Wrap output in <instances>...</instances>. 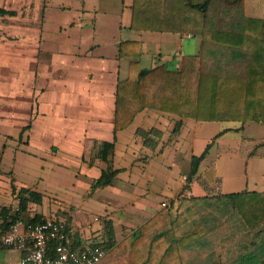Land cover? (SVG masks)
<instances>
[{"label":"crops","instance_id":"obj_1","mask_svg":"<svg viewBox=\"0 0 264 264\" xmlns=\"http://www.w3.org/2000/svg\"><path fill=\"white\" fill-rule=\"evenodd\" d=\"M53 1L0 0V8L14 11L13 14L0 13V122L7 120L9 124L17 126L16 147L24 149L23 146H28L34 152L40 150L52 155L59 153L61 158L67 160L72 158L79 164L84 175L89 177L86 185L90 189L92 181L107 164L118 169L112 183L106 185L109 193L103 196L108 204L117 208H110L104 215L94 214L100 217V221L93 222V228L86 231L90 232L89 236L84 233L82 239L86 243L103 239L104 219L112 221L115 238L121 239L160 209L164 197L172 199L178 193L203 195L207 193L206 188L213 185L212 188L217 190L215 192L223 193L264 191V171H258L259 167L264 170V152L256 151L258 145L264 146V138L245 156L244 171L236 174V180L227 181L224 162L220 176L210 175L208 170L214 167L215 161L212 159L205 164L204 159L192 176L189 187H183L181 174L189 171L191 156L195 154L190 141L187 155L189 165L187 168L181 167L179 159L183 158L180 157V138L184 118H181L179 133L173 134L174 123L179 117L153 109L139 111L129 125L117 132L108 161L95 158L93 148L96 143L112 137L114 86L116 80L125 77L127 73L128 58L118 55V41L125 38L140 40L143 50L139 57L140 64L149 67L165 60L172 62L176 56L178 64L182 54L198 51L200 36L191 33L138 31L140 34L129 37L120 35L112 42L115 50L107 48L105 52L104 44L97 41L95 44L93 39L98 35L96 24L89 30L78 28L84 23L81 17L85 14L83 10L87 9L85 0L77 19L55 24L54 28L53 21L46 19L47 6L55 7L59 4ZM110 3L111 0H93L90 6L93 10L104 12ZM130 3L131 0L128 3L116 0L114 4L121 11L128 8V20L126 24L120 25L128 29H131L128 27ZM245 5L248 12L264 16V0H245ZM64 24L69 28L75 27L72 33H76L68 49L64 48V40L56 38ZM47 29H50L51 37ZM96 49L99 50L95 52ZM237 126L221 128L227 130L218 135L212 145L232 130L243 131L244 125L239 130L235 129ZM2 135H5V140L16 138L6 132ZM49 148L56 152H50ZM250 158L262 162L259 167H253L255 176L249 180L247 171ZM174 167H177L180 176L176 182L171 172ZM12 185L16 188L27 186L16 181L10 172H0V196L3 193L15 194ZM41 193L43 197L44 193ZM135 202H138V208L134 207ZM61 211L62 215L54 214L70 222H84L94 216L79 219ZM117 211L120 212L118 216ZM123 211L143 220L135 226H130L132 219L130 224H125L122 219L128 214ZM35 213L39 212L29 215L27 208L22 215L32 216ZM4 251L0 252V264H18L16 251Z\"/></svg>","mask_w":264,"mask_h":264},{"label":"trees","instance_id":"obj_2","mask_svg":"<svg viewBox=\"0 0 264 264\" xmlns=\"http://www.w3.org/2000/svg\"><path fill=\"white\" fill-rule=\"evenodd\" d=\"M129 8V28L196 34L200 45L196 53L182 54L177 65L165 60L143 67L141 41H118V55L128 58L127 73L114 86L112 137L96 143L95 158L108 161L117 132L143 109L179 117L173 134L186 117L236 122L238 130L248 121L264 122V16L248 12L245 0H131ZM3 12L14 13L0 8ZM226 130L191 156L183 187H189L213 140ZM117 172L107 164L91 188L110 185ZM11 187L17 206L0 207L1 229L16 217L30 222L45 217L22 215L29 202L41 203L40 191ZM102 227L101 241L86 243L79 237L71 242L73 248L103 244L106 253L95 264H264V191L178 193L119 240L110 219ZM4 250L16 251L17 261L22 255L0 245Z\"/></svg>","mask_w":264,"mask_h":264},{"label":"rangeland","instance_id":"obj_3","mask_svg":"<svg viewBox=\"0 0 264 264\" xmlns=\"http://www.w3.org/2000/svg\"><path fill=\"white\" fill-rule=\"evenodd\" d=\"M52 1L53 0H51V2ZM129 1L130 0H125L127 3ZM53 2H58V6H47L46 9V19L48 21H53V28L55 24H63L64 22H69L71 19H77L78 13L82 12L81 6L83 0H54ZM111 2L109 8L102 12L101 10L91 9L92 6L90 5L93 3V0H85V6L87 9L83 10L85 14L82 16L83 18L81 17L84 23L78 26V28L82 27L89 30V28L96 24L98 35L93 39H95V44L96 41L104 44L103 50L105 52L108 51L106 50L107 48L111 49V51L115 50L112 42L120 35L129 37L130 35L140 34L138 31L126 27H120L121 24H126L129 10L128 8H125L121 11V8L114 5L116 0H111ZM47 30L49 35L50 29ZM73 31H75V27L69 28L68 25L64 24L61 27L60 32L57 34L58 36L56 35V38L64 40V44L61 41L59 43H62L65 49L70 47L71 42L76 35V33H72ZM67 34H69V37H67ZM49 37L51 36L49 35ZM98 50L99 49H96L95 52ZM185 51L186 50L184 49L182 50L183 53H185ZM175 59H177V56ZM175 59L171 63L172 66L177 64V60ZM183 120L185 124L181 128L183 131L180 138V157L183 159H179V161L181 162V167L184 168H187L189 165L187 155L190 151V146H188V142L191 141L193 152L199 154L203 150L205 143L210 141L213 135H215L221 128L239 125L236 122L229 121H195L188 117ZM3 132L13 135L16 138H8L5 140V135H2ZM17 133V126L9 124L7 120L0 122V172H10L19 183L27 186L29 185L44 193L40 204L29 202V215L36 211L39 213L41 212L43 215L49 213L55 215V212L61 214L63 213L61 210H64L66 213L73 214L77 218L83 219L84 217L94 214L104 215L110 208H117L113 204H108L103 197L109 193L110 190L108 187L104 186L90 189L88 185H86V182H89V177L84 175L83 171L80 170L81 167H79V164L72 160V158L70 160L61 158L59 153L52 155L47 152H41L40 150L34 152L35 150L28 146H23L24 149L19 146L16 147L18 141ZM241 136L244 137V139H241ZM263 138L264 122L257 123L248 121L244 124L243 131L239 130L237 132L236 130H232L221 139H217V141L211 146L209 153L205 158V164H207V162L209 163L212 159L215 161L214 167L210 168L208 173L210 175L214 174L220 176L223 171L222 167L224 162L225 165L223 169L227 173V181L236 180V174L243 173L244 171L245 156H248V152ZM2 145H4V147H2ZM261 146L262 147L258 145L256 151L264 152V146ZM49 151L52 153L56 152V150L52 149ZM170 154L172 155V152ZM215 156L218 157L214 158ZM254 160L250 158L248 162L249 165L247 172L249 173V180L255 176L253 167H259V164L262 162H259L258 159ZM176 168L177 167H174L173 171H171L173 172V180L175 182L176 180L178 181V177H180L178 169ZM226 168H230V170H227ZM258 171L264 170L259 167ZM185 174L186 172L181 174V179L184 181L185 179H183V175ZM212 187H214V185ZM212 187H207L206 192L211 193L217 191ZM0 205H8L11 208H16V195H10L8 193H5L4 195L3 193L0 196ZM134 207L138 208V202H135ZM125 213L128 214V216H125L122 221L127 224L132 219V224L129 223L130 226H135L143 220V218L127 211ZM116 215H120V212L117 211ZM89 233L90 232H86L85 235L89 236ZM116 233L118 234V232Z\"/></svg>","mask_w":264,"mask_h":264},{"label":"built area","instance_id":"obj_4","mask_svg":"<svg viewBox=\"0 0 264 264\" xmlns=\"http://www.w3.org/2000/svg\"><path fill=\"white\" fill-rule=\"evenodd\" d=\"M183 179L184 186L186 174ZM170 202V198L164 197L161 206ZM95 221H100L98 215L84 222H70L55 216L30 222L16 217L7 227L0 228V245L22 251L18 264H95L106 253L107 248L103 244L71 246L74 239L82 238L86 231L93 228Z\"/></svg>","mask_w":264,"mask_h":264}]
</instances>
